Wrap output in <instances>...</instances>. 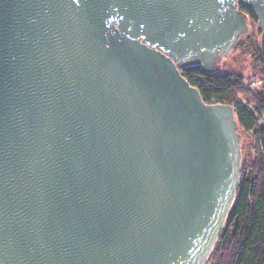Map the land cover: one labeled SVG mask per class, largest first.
Listing matches in <instances>:
<instances>
[{
	"label": "water",
	"instance_id": "obj_1",
	"mask_svg": "<svg viewBox=\"0 0 264 264\" xmlns=\"http://www.w3.org/2000/svg\"><path fill=\"white\" fill-rule=\"evenodd\" d=\"M264 0H0V264H205L235 198L215 73Z\"/></svg>",
	"mask_w": 264,
	"mask_h": 264
},
{
	"label": "trees",
	"instance_id": "obj_2",
	"mask_svg": "<svg viewBox=\"0 0 264 264\" xmlns=\"http://www.w3.org/2000/svg\"><path fill=\"white\" fill-rule=\"evenodd\" d=\"M238 8L246 18L256 21L253 11L243 3L238 2ZM256 55L264 74L261 48ZM180 72L206 104L231 105L237 127L249 133L254 143L251 156L247 154L240 163L234 201L205 264H264V79L260 88L250 89L235 74L206 73L199 65Z\"/></svg>",
	"mask_w": 264,
	"mask_h": 264
},
{
	"label": "rangeland",
	"instance_id": "obj_3",
	"mask_svg": "<svg viewBox=\"0 0 264 264\" xmlns=\"http://www.w3.org/2000/svg\"><path fill=\"white\" fill-rule=\"evenodd\" d=\"M256 21L247 18V32L240 36L231 51L221 56L217 62L218 72L235 74L242 78L246 88H260L264 79L263 69L257 63V48L262 46V34L256 27ZM236 119V117H235ZM264 120V119H263ZM241 162L249 154L251 156L253 138L244 133L238 126ZM240 162V163H241Z\"/></svg>",
	"mask_w": 264,
	"mask_h": 264
}]
</instances>
